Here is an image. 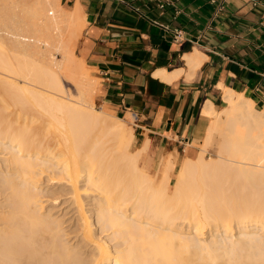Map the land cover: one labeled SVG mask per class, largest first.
<instances>
[{"label":"bare ground","instance_id":"1","mask_svg":"<svg viewBox=\"0 0 264 264\" xmlns=\"http://www.w3.org/2000/svg\"><path fill=\"white\" fill-rule=\"evenodd\" d=\"M22 10L31 12L33 25ZM0 22V147L8 152L0 160L6 174L0 207H10L0 211V264H264V197L249 199L264 191V110L251 98L220 84L226 105L215 109L208 101L203 108L211 117L203 141L214 131L222 136L218 157L207 158L203 143L206 150L190 149L172 192L175 157L156 185L139 166L142 150L124 140L134 113L96 108L91 73L74 74L78 96L65 95L61 75L71 68L86 25L78 3L68 11L61 0H0ZM33 28L45 38L33 36ZM44 45L63 51L64 59L39 60L43 66L20 59L47 53ZM206 58L194 48L184 54L185 67L155 75L192 78ZM46 171L58 172L45 176L60 193H71L75 246L61 234V219L42 210ZM110 229L116 244L106 237Z\"/></svg>","mask_w":264,"mask_h":264},{"label":"crops","instance_id":"2","mask_svg":"<svg viewBox=\"0 0 264 264\" xmlns=\"http://www.w3.org/2000/svg\"><path fill=\"white\" fill-rule=\"evenodd\" d=\"M172 1L161 9L157 0H61L83 10L79 55L100 80L102 104L117 116L137 113L138 149L159 173L171 155L176 168L181 151H198L211 122L204 106L226 105L220 84L264 110V0ZM194 48L207 55L196 76L155 75L185 67Z\"/></svg>","mask_w":264,"mask_h":264},{"label":"rangeland","instance_id":"3","mask_svg":"<svg viewBox=\"0 0 264 264\" xmlns=\"http://www.w3.org/2000/svg\"><path fill=\"white\" fill-rule=\"evenodd\" d=\"M18 1H22V0H18ZM68 11H71L74 7H72V6H69V5H67V4H62ZM23 12H25L24 14L22 13V12H20V14L22 15V17L23 18H26V19H28V20H26V21H28V23L29 24H31V25H33V23L35 22V20L34 19H32L33 18V15L30 17V14H31V12L29 11V10H22ZM18 12V13H19ZM19 14V15H20ZM29 16V17H28ZM3 23H5V22H0V29H5V26L4 25H2ZM86 26H87V23H86V25L84 26V28H83V32H82V36H81V38H80V40H79V43H78V46H77V49H76V55L73 57V58H70L69 60V67L71 66V68L70 69H72L73 70V72L69 69L66 73L64 72L63 73V75H61V78H62V81H63V87H64V89H65V95H67V96H69V95H71L72 97H77L78 96V93H79V89H78V87H77V85H75V83H74V81H73V78L74 77H72L74 74H80L82 71H84V70H87L88 72H89V74L91 73V75H90V78H91V80H93V79H95V81H96V84H97V87H98V89H97V91L95 92V94H94V102H95V107L96 108H98V109H102V110H105V111H107V112H109V113H111V114H114V112L113 111H111L109 108H107L106 106H104L103 104H102V101H101V91H100V80L95 76V71H94V69L92 68V67H90L88 64H87V62L83 59V58H81V56L79 55V47H80V44H81V40L83 39V34H84V31H85V28H86ZM65 27V26H64ZM32 27H30V29H31ZM35 29V34L36 35H33V36H38V37H41L42 39H44L45 38V36H46V34L44 35V31H42V30H40V29H38V28H33V30ZM70 29V28H69ZM6 31V30H5ZM4 30H3V32H5ZM32 31H30V32H28L29 34L31 33ZM34 32V31H33ZM27 33V34H28ZM32 34H34V33H32ZM31 34V35H32ZM44 36V37H43ZM6 38V37H5ZM28 42V41H27ZM42 44H44V41L43 40H41L40 41ZM44 47L46 48V46L44 45ZM48 48V47H47ZM47 48L46 49H43V50H45V51H48L47 53L45 52H42L43 54H44V56H46L45 57V59H44V56H43V54H41V55H39V53H38V55H37V52L38 51H36V54L35 53H30V52H28V53H24V54H22V55H19L20 56V59L21 60H24V61H28V63H40L39 62V60L40 61H43L44 63L46 62L45 60H46V58H49V60L52 58V59H54V60H63L64 58H63V54H64V52L63 51H61V50H59L58 48H56L55 46H51V48H50V46H49V50H47ZM8 50V49H7ZM33 51H35V50H32L31 52H33ZM49 53V54H48ZM46 54V55H45ZM51 56V57H50ZM43 57V58H42ZM43 59V60H42ZM47 61H48V59H47ZM42 62V63H43ZM42 63H40L41 65H42ZM43 63V65H46V64H48L47 62L44 64ZM42 65V66H43ZM39 68V67H38ZM71 75V76H70ZM69 76L71 77V78H69ZM93 78V79H92ZM21 81V80H20ZM129 112H132V111H129ZM133 113V112H132ZM121 117H124V115H120ZM135 118L136 119H132L133 121H125V124H126V122H127V127H126V139H124V140H131L132 141V145H131V150L132 151H134V150H136V148H138V145H139V143H140V139H139V135L137 134V124H138V118L135 116ZM135 120V121H134ZM205 137H206V135H205ZM205 137H204V139H205ZM207 138V137H206ZM203 139V140H204ZM210 139V141H208V139H206V141H207V143H204V142H206V141H203L202 143L203 144H205V146L207 147L206 149H207V151H205V156L207 157V158H209L210 156H212V157H218V152H219V149H220V147H221V141H222V136L218 133V132H216V131H214L213 132V134H212V136H211V138H209ZM109 143H112V142H109ZM202 143H200V144H198L197 145V147H198V152H201V150H203V148L205 147V146H201V144ZM202 144V145H203ZM207 144H208V146H207ZM125 145H126V142H124V144H123V147H125ZM2 148L0 147V160L3 158V157H5L6 155H8V152L7 151H3V150H1ZM205 149V148H204ZM205 149V150H206ZM2 151V152H1ZM203 152V151H202ZM6 153V154H5ZM181 154H182V157H181V159H180V162L176 165V168H175V171H174V173H173V175H172V179H171V191L173 192V188H174V186H175V183L178 181V179H179V176H180V168H181V166H180V164H182L181 163V161H183V158L187 155L186 154V152H184V151H181ZM2 155V156H1ZM145 155H146V153L145 152H143L142 153V155L140 156V160H139V165L141 166V167H144L145 169H146V174L149 176V177H151L153 180H154V182H155V184L156 185H158L161 181H160V179H162V172L161 173H159V166L160 165H157V166H150V165H147L146 164V160H145ZM179 166H180V168H179ZM1 168V167H0ZM4 173V174H3ZM46 173V174H45ZM44 174H42V176H41V179H40V184L42 185L41 186V193H40V198L42 199L41 201H42V205H43V211L45 210V212L46 213H51V214H53V216H57L59 219H61V221H62V223L61 224H63V225H61L60 224V227H61V229H62V231H61V234L63 235V233L66 235V237H65V235H63V237H65L64 239L65 240H67V243L68 244H71V243H73L74 244V246L78 243L79 244V242H78V238H79V236L77 235V232H75L74 231V229H75V226H74V222H73V219H71L73 216L75 217V215L76 214H74V211H73V209L71 208L72 207V205L70 204V202H71V200H69L70 198V194L68 195V194H66V193H68V192H66V191H64V193H60V191H59V185L58 184H54L53 182H51V179H48L49 177H52V176H54V174L56 175H58V172L57 173H52V175L51 174H49L50 172L48 171H46ZM2 175V176H1ZM5 172H1L0 173V182H3V179H1L2 177H4L5 178ZM48 177V175H50L48 178L46 177V176ZM59 176V175H58ZM59 178V177H58ZM49 181H48V180ZM42 182V183H41ZM262 186V188H263V186L264 185H261ZM58 187V188H57ZM261 188V190H264V188L262 189ZM55 190V191H54ZM170 191V192H171ZM59 192V193H58ZM66 192V193H65ZM264 192V191H263ZM263 192H261V193H259L258 195H256L255 197H253V198H249L250 200H255L256 198H257V196H259V198H261V197H264V193ZM244 193H253L250 189H248V188H244ZM56 194V195H55ZM56 197H57V199H56ZM91 197H95V195H92ZM90 196H87V198H86V201H88L90 198H91ZM97 197V198H96ZM95 198L96 199H98L99 198V196L97 195ZM162 197H163V199L165 198V200H167V198H168V200H169V196H166V197H164L163 195H162ZM162 199V200H163ZM171 199V198H170ZM68 200V201H67ZM55 201V202H54ZM63 203V204H62ZM66 203V204H65ZM71 205V206H70ZM3 207H0V211H4L5 210V208L3 209ZM6 210H10V207L7 209L6 208ZM5 210V211H6ZM48 210V211H47ZM67 210H69V211H67ZM70 211H71V213H70ZM73 212V213H72ZM68 213V214H67ZM68 216H67V215ZM73 214V215H72ZM55 216V217H56ZM68 217H70V218H68ZM68 219V220H67ZM70 219V220H69ZM69 221H71V222H69ZM68 222V223H67ZM65 224V225H64ZM67 224V225H66ZM71 227V228H70ZM72 227H73V229H72ZM65 229V230H64ZM73 230V232H75V233H73V232H71L72 230ZM238 229H236V232L238 233V231H237ZM67 231V232H66ZM99 231H102V228L101 229H99ZM113 230L112 229H110L109 231L108 230H105V233L107 232V238L109 237V238H111L110 239V241H112V243H114V244H116L115 242H117V240H118V238L117 237H115V236H113L114 235V233H111ZM71 232V233H70ZM111 234H109V233ZM72 234H74V235H72ZM108 234H109V236H108ZM238 234H236V236H237ZM73 236H75V237H78V238H74ZM212 235H210V232H208L207 233V237L205 238V239H207V241L208 242H210L211 241V238H213V237H211ZM236 236H234V237H236ZM73 238V239H72ZM78 239V240H77ZM116 239V240H115ZM64 240V241H65ZM74 241V242H73ZM66 242V241H65ZM71 242V243H70ZM113 244V245H114ZM210 244V243H209ZM72 245V244H71ZM73 246V245H72ZM210 248V247H209ZM83 249H86V248H83ZM86 250H88V249H86ZM90 251V250H89ZM87 252V251H86ZM86 252H85V254H86ZM219 252H222L221 250L220 251H217L216 253H219ZM89 253V252H88ZM91 253V252H90ZM243 254H247V252L246 251H244L243 252ZM250 254V253H249ZM245 257V256H244Z\"/></svg>","mask_w":264,"mask_h":264},{"label":"built area","instance_id":"4","mask_svg":"<svg viewBox=\"0 0 264 264\" xmlns=\"http://www.w3.org/2000/svg\"><path fill=\"white\" fill-rule=\"evenodd\" d=\"M173 3L172 0H157V5L161 9H165L168 5H171ZM180 39V31L175 30V40L178 41ZM135 116L137 117V113H135Z\"/></svg>","mask_w":264,"mask_h":264}]
</instances>
